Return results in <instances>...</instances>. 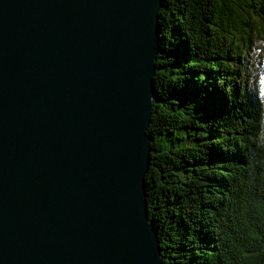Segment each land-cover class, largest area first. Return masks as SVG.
Here are the masks:
<instances>
[{
	"label": "water",
	"instance_id": "95a60500",
	"mask_svg": "<svg viewBox=\"0 0 264 264\" xmlns=\"http://www.w3.org/2000/svg\"><path fill=\"white\" fill-rule=\"evenodd\" d=\"M164 0H0V264H164L147 175Z\"/></svg>",
	"mask_w": 264,
	"mask_h": 264
},
{
	"label": "trees",
	"instance_id": "16d2710c",
	"mask_svg": "<svg viewBox=\"0 0 264 264\" xmlns=\"http://www.w3.org/2000/svg\"><path fill=\"white\" fill-rule=\"evenodd\" d=\"M159 24L147 194L164 264H264V0H164Z\"/></svg>",
	"mask_w": 264,
	"mask_h": 264
},
{
	"label": "bare ground",
	"instance_id": "6f19581e",
	"mask_svg": "<svg viewBox=\"0 0 264 264\" xmlns=\"http://www.w3.org/2000/svg\"><path fill=\"white\" fill-rule=\"evenodd\" d=\"M162 42V41H161ZM168 44V43H167ZM166 48V47H165ZM162 57V56H161ZM176 91V90H175ZM187 92V91H186ZM157 102V101H156ZM161 103V102H160ZM160 105V104H159ZM163 254V253H162ZM200 256V255H199ZM173 257V256H172ZM165 261V260H164ZM200 263V262H199Z\"/></svg>",
	"mask_w": 264,
	"mask_h": 264
},
{
	"label": "rangeland",
	"instance_id": "374dc122",
	"mask_svg": "<svg viewBox=\"0 0 264 264\" xmlns=\"http://www.w3.org/2000/svg\"><path fill=\"white\" fill-rule=\"evenodd\" d=\"M160 247H161V244H160ZM162 249V248H161ZM162 253H163V249H162Z\"/></svg>",
	"mask_w": 264,
	"mask_h": 264
}]
</instances>
